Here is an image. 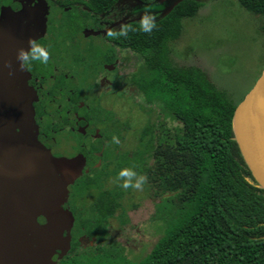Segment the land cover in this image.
<instances>
[{
    "label": "trees",
    "instance_id": "trees-1",
    "mask_svg": "<svg viewBox=\"0 0 264 264\" xmlns=\"http://www.w3.org/2000/svg\"><path fill=\"white\" fill-rule=\"evenodd\" d=\"M118 1L86 4L102 12ZM236 1L262 18L264 36V0ZM200 7L196 0H178L153 20L148 33L139 30L140 20L122 27L128 29L123 46L141 58L138 72L126 81L156 106L154 121L142 133L153 161L146 176L149 170L155 176V207L165 204L169 211L165 215L158 209L166 225L163 235L141 259L127 258L124 246L108 237V220L121 195L101 190L91 205L93 214L75 217L70 248L56 264H264V190L254 182L233 139L231 121L238 103L200 69L169 61V43L179 37L181 21ZM167 120L175 124L168 126ZM81 187L85 191L86 185ZM119 221L124 229L132 228L125 213ZM82 236L94 245L83 248Z\"/></svg>",
    "mask_w": 264,
    "mask_h": 264
},
{
    "label": "flooded vegetation",
    "instance_id": "flooded-vegetation-1",
    "mask_svg": "<svg viewBox=\"0 0 264 264\" xmlns=\"http://www.w3.org/2000/svg\"><path fill=\"white\" fill-rule=\"evenodd\" d=\"M33 1L0 0V11L9 8L13 13H18L25 7H32ZM44 1L47 5L46 30L35 43L47 49L48 62L44 65L33 62L31 67L21 71L25 77L27 75V88L35 96L33 118L37 141L56 158L79 156L84 160L81 175L67 187V197L62 205L73 217L69 231L70 244L75 232V217L86 218L93 214L91 205L102 190L121 195L118 199L119 208L113 213L114 217L108 220V237L125 248L129 244L120 237L130 230L129 226L124 229L120 225L119 218L125 213L130 223L126 209L128 202L136 195L141 200H148L152 206L158 200L153 172L149 170V178L146 176L147 169L153 164L147 152L148 137L142 133L148 118L135 138L134 150H128L127 147L132 143L126 136L131 126L125 118L122 91L126 83L129 84L126 76L138 72L141 58L123 46L122 37L109 36L107 33H117L124 24L140 20L141 15L149 11L143 12L141 8L145 5L140 3L124 5L121 0L102 12H93L86 0ZM137 1L150 3L148 0ZM7 65L10 63L0 59V74ZM9 68L12 71V67ZM15 91H23L19 82L15 85ZM134 104L141 115L153 112L156 116L155 102L143 99L141 103ZM9 106L8 100L0 99V147L10 144L4 140L2 133L6 121L11 120L12 112L9 117L7 113L3 112L4 116L1 112ZM113 136L117 137L119 143L112 142ZM137 154L140 157L134 161L133 156ZM122 168H130L145 177L141 190L119 187L122 180L114 182ZM83 184L86 185L85 191H82ZM126 198L127 204L124 203ZM137 207V203L131 204L130 212ZM113 220L119 224L114 235ZM78 240L83 248L94 245L83 236ZM52 260H58V253Z\"/></svg>",
    "mask_w": 264,
    "mask_h": 264
},
{
    "label": "water",
    "instance_id": "water-1",
    "mask_svg": "<svg viewBox=\"0 0 264 264\" xmlns=\"http://www.w3.org/2000/svg\"><path fill=\"white\" fill-rule=\"evenodd\" d=\"M33 2L18 13L0 11V59L10 63L0 74V99L11 105L1 112L8 117L12 112L2 133L10 144L0 147V264H56L52 257L58 253L60 259L68 252L73 217L62 205L84 164L79 156H52L36 139L35 96L16 59L17 49L27 51L28 38L35 42L46 30V2ZM17 82L20 93L15 91ZM231 126L244 164L264 190V69L236 105Z\"/></svg>",
    "mask_w": 264,
    "mask_h": 264
},
{
    "label": "rangeland",
    "instance_id": "rangeland-1",
    "mask_svg": "<svg viewBox=\"0 0 264 264\" xmlns=\"http://www.w3.org/2000/svg\"><path fill=\"white\" fill-rule=\"evenodd\" d=\"M121 1L124 5H145L141 10L154 13L152 17L157 19L178 0H148L151 3L149 5L137 0ZM196 1L201 7L192 18L181 21L179 37L169 43V61L175 67L200 69L212 85L225 93L231 101L239 103L264 69V36L260 31L262 18L247 12L236 0ZM122 92L125 118L131 126L126 136L132 143L127 147L128 150H134L135 138L146 118L148 122H153L155 115L150 112L144 116L136 110L134 103H141L144 96L131 85L126 83ZM166 122L168 126L175 124L169 120ZM124 203L127 204V198ZM135 203L137 209L130 212L129 206ZM177 207L180 205L177 204ZM165 208V204L158 207L165 215H169ZM126 209L129 212L130 226L133 227L120 239L129 244L124 249L126 257L137 261L151 250L163 235L166 225L164 216L158 209L148 200L139 199L137 195L128 202ZM118 228V222L113 220V235Z\"/></svg>",
    "mask_w": 264,
    "mask_h": 264
},
{
    "label": "clouds",
    "instance_id": "clouds-1",
    "mask_svg": "<svg viewBox=\"0 0 264 264\" xmlns=\"http://www.w3.org/2000/svg\"><path fill=\"white\" fill-rule=\"evenodd\" d=\"M154 18L149 13H144L140 17V31L148 33L154 27L153 23ZM127 28H121L117 33H113L109 31L107 35L109 36H119V37H126L127 35ZM27 51L23 48H19L16 51V59L19 62L18 68L20 70L25 71L28 67H31L33 62H39L41 65L47 64L48 62V51L46 48L36 44L32 38H28L27 40ZM113 143H119L116 136L112 137ZM119 187L128 189L129 187L141 190L142 186L145 183V177L143 175L137 174L130 168H122L118 171L117 176L114 182H119Z\"/></svg>",
    "mask_w": 264,
    "mask_h": 264
}]
</instances>
